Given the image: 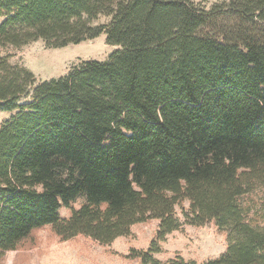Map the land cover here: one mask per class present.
Segmentation results:
<instances>
[{
	"label": "trees",
	"instance_id": "obj_1",
	"mask_svg": "<svg viewBox=\"0 0 264 264\" xmlns=\"http://www.w3.org/2000/svg\"><path fill=\"white\" fill-rule=\"evenodd\" d=\"M103 34L121 49L57 79L0 57V261L46 227L110 245L158 221L126 259L264 264V0H0L1 46ZM178 209L226 236L220 258L154 257Z\"/></svg>",
	"mask_w": 264,
	"mask_h": 264
},
{
	"label": "rangeland",
	"instance_id": "obj_2",
	"mask_svg": "<svg viewBox=\"0 0 264 264\" xmlns=\"http://www.w3.org/2000/svg\"><path fill=\"white\" fill-rule=\"evenodd\" d=\"M193 1L209 10L213 5L229 0ZM108 22L107 17L96 21L98 24ZM207 33L208 30L200 32L201 35ZM119 49L121 48L108 45L106 35L103 34L95 40L62 49L47 48L41 41L22 47L0 45V57H7L12 65L26 68L33 72L38 80L44 81L66 76L81 61L105 62ZM11 116V113H0V124ZM81 202L82 199L77 200L74 207L78 208ZM177 214L183 226L181 230L168 234L160 242V252L154 256L156 259L168 262L182 257L185 260L204 263L220 258L226 252V236L220 233L215 225L195 227L186 224L180 209ZM60 215L68 217L70 211L63 208ZM157 229L158 221L135 225L129 236L118 238L110 245H101L83 236L62 241L46 227L35 232L17 251L7 253L0 264H139V261L128 260L125 256L133 248L147 250L155 240Z\"/></svg>",
	"mask_w": 264,
	"mask_h": 264
}]
</instances>
